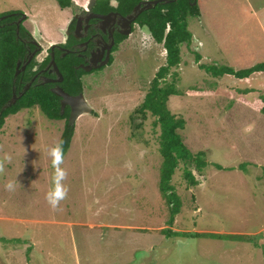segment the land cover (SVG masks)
<instances>
[{"label": "rangeland", "instance_id": "rangeland-1", "mask_svg": "<svg viewBox=\"0 0 264 264\" xmlns=\"http://www.w3.org/2000/svg\"><path fill=\"white\" fill-rule=\"evenodd\" d=\"M57 2L0 0V16L35 13L29 19L46 49L60 38L69 10L93 0H72L68 12ZM198 5L201 15L190 22L193 43L183 47L178 89L214 90L174 95L169 109L185 117V143L194 154L206 152L209 165L198 174V186H177L184 208L171 229L257 236L263 245L264 114L250 101L264 94V76L216 79L199 65L244 69L264 61V0ZM151 37L138 30L115 53L113 65L82 75L93 112L74 125L61 165L67 198L57 209L47 201L54 187L48 150L60 142L66 121H51L39 108L8 118L0 134V160L10 157L0 175V238L27 242H0V264H264L262 249L249 243L163 232L170 211L159 191V134L150 117L134 114L166 61L163 45ZM194 51L202 56L199 63ZM136 129L140 136H133ZM140 137L147 142L138 143ZM10 180L19 183L12 192L5 190Z\"/></svg>", "mask_w": 264, "mask_h": 264}, {"label": "trees", "instance_id": "trees-1", "mask_svg": "<svg viewBox=\"0 0 264 264\" xmlns=\"http://www.w3.org/2000/svg\"><path fill=\"white\" fill-rule=\"evenodd\" d=\"M58 1L62 8L70 7L72 3V0ZM139 1L121 0L128 11H131ZM199 2L200 0H175L169 5H158L140 16V22L146 23L150 28L154 41L159 45H163L166 51L165 65L158 69L144 100L134 111V114L144 121L150 117L152 119L154 134H159L156 138L158 142L157 153L161 157L159 191L170 211V221L167 225L169 228L163 230L164 234L168 235L177 233L171 228L175 223L176 217L184 208V199L177 186L179 187L183 181H186L190 186H198V174L203 173L204 169L209 165L206 152L201 151L194 154L186 145L181 134V131L185 130L187 126L185 117L176 115L169 109L170 98L174 95H203L206 91L207 94L212 95L214 90L212 87H210V90H201L195 87L185 91L178 89L180 81V72L178 69H180L184 60L183 47L190 48L193 43L194 35L190 31L189 26L190 22L198 19L201 15L198 5ZM12 19H7V21ZM5 23L6 21L2 24ZM116 49L118 48L116 47ZM23 50L24 48L17 38L15 28L8 26L0 28V134L9 117L15 116L24 110L39 108L51 121H66L64 131L60 138V142L63 143L65 158L71 148L75 128L69 124V110L62 114L60 98L51 91L50 86L34 84L18 98L15 104L6 107L12 100L15 91L17 95L24 91V87L20 84V78L15 76L17 61L24 54ZM194 52L196 54V61L199 63L202 56L199 52ZM57 61L66 82L70 83L71 88L69 90L74 93L81 90L79 79L83 72L80 71L82 74L79 72L77 74L76 70L71 67L72 64L78 63L77 58L69 56L58 59ZM199 68L216 79L235 78L240 81H246L254 77L260 79L264 76V61L244 69H235L231 66L215 63H202L199 65ZM259 83L264 84V80ZM213 86L216 88L218 84L215 83ZM255 93L253 92L252 94ZM258 93H260L259 97L253 96V100L250 102L256 105L260 104V112L264 114V94L261 92ZM240 98L241 100L244 99V94H241ZM137 130H135L136 133L133 136L139 135ZM138 141V143L142 144L146 143L147 139L140 137ZM246 166V163H244L239 168L244 170ZM217 168L219 170H229V168H224L219 165ZM177 234L190 235V238H212L222 241L249 243L256 248H261L264 254V244L259 245L257 236L215 234L210 232H181ZM0 242L26 243L27 241L18 238H0ZM31 250L32 247H29L28 258H30L29 254Z\"/></svg>", "mask_w": 264, "mask_h": 264}, {"label": "flooded vegetation", "instance_id": "flooded-vegetation-1", "mask_svg": "<svg viewBox=\"0 0 264 264\" xmlns=\"http://www.w3.org/2000/svg\"><path fill=\"white\" fill-rule=\"evenodd\" d=\"M151 1L154 0H140L134 5L131 11H128L124 7L121 0L119 2L93 0V2H87L86 6L82 5L80 7L74 5L73 11L66 7L64 9H66V12L69 10L71 16L67 20L65 19L64 25L60 29V38L57 41L49 42V46L46 49L43 48L42 42L44 39L42 32L38 30L39 32L37 31V34H39V37L36 36L33 27L34 23H32L33 21L29 19V16L25 12L18 10L7 13L4 14L5 16L2 15L4 19L0 16V28L5 26L15 28L17 38L24 48V54L17 61L15 76L20 78V84L24 88L27 85L42 84L50 86L51 91L56 88H61L73 96L84 93L82 75L102 71L106 67L113 65L116 62V57H114L115 53L119 52V48L123 43L132 34L138 32V30L152 36L150 28L146 23L140 22V16L158 5H169L175 0H160L161 2L154 5L153 8L146 9L136 19L130 20L132 16L136 15L134 9L138 5L145 7L147 5L146 3ZM11 18L13 19L7 21V19ZM127 20L129 21L127 22ZM4 21L6 23L2 24ZM129 30L131 31L130 34L125 35L124 33ZM69 56L77 58L78 63L71 65L77 74L78 72L81 73L80 71L83 72L79 79L81 90L75 93L69 90L71 88L70 83L66 82L57 61L58 59ZM55 63L59 71H57L54 65ZM18 64L20 65L18 66ZM87 67H90L91 70L87 71ZM59 98L62 112V98ZM67 110H69L68 121H70L71 107L69 105L65 108V111Z\"/></svg>", "mask_w": 264, "mask_h": 264}, {"label": "clouds", "instance_id": "clouds-1", "mask_svg": "<svg viewBox=\"0 0 264 264\" xmlns=\"http://www.w3.org/2000/svg\"><path fill=\"white\" fill-rule=\"evenodd\" d=\"M59 4V3H58ZM61 7V6H60ZM62 8V7H61ZM48 155L52 160V167L54 169L53 184L54 187L47 195V201L53 210L57 209L60 202L67 198L68 188L64 184L67 179V171L61 167L64 161L63 143H57L55 146L48 150ZM10 160V157H5L0 160V175L5 171V161ZM239 168V167H238ZM240 169V168H239ZM19 185L17 180H10L5 184V190L12 192L15 191Z\"/></svg>", "mask_w": 264, "mask_h": 264}, {"label": "water", "instance_id": "water-1", "mask_svg": "<svg viewBox=\"0 0 264 264\" xmlns=\"http://www.w3.org/2000/svg\"><path fill=\"white\" fill-rule=\"evenodd\" d=\"M161 1L160 0H154L151 2L146 3L147 5L145 7H141V5H138L134 11H135V16H132L130 20L132 19H136L142 12H144L146 9L148 8H153L154 5L159 4ZM106 18V17H104ZM129 20H127L128 22ZM131 30V28H130ZM127 31L126 33H124L125 35L130 34L131 31ZM107 64V63H105ZM104 64V65H105ZM20 64H18L19 66ZM57 71V65L56 63L54 64ZM96 68H100V67H96ZM87 71L91 70L90 67L86 68ZM31 87V85H27L24 89V91L17 95L16 93H14L12 100L10 101V103H8L6 105V107H9L13 104H15L18 100V98L20 96H22L29 88ZM54 94H56L57 96L62 98V114H64L65 108L67 105H69L71 107V114H70V125H73L74 123H76V121L84 116V115H89L92 114L93 112V108L90 106V104L86 101L85 96L83 93L77 95V96H73L70 95L69 93L65 92L64 90H62L61 88H56L52 90Z\"/></svg>", "mask_w": 264, "mask_h": 264}, {"label": "crops", "instance_id": "crops-1", "mask_svg": "<svg viewBox=\"0 0 264 264\" xmlns=\"http://www.w3.org/2000/svg\"><path fill=\"white\" fill-rule=\"evenodd\" d=\"M58 3V2H57ZM26 13V15L27 16H29V18H32L33 17V15H35V13H33V12H30L29 13V11H27V12H25ZM36 26V25H35ZM152 38V37H151ZM203 45H204V43H203Z\"/></svg>", "mask_w": 264, "mask_h": 264}]
</instances>
